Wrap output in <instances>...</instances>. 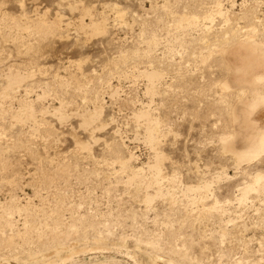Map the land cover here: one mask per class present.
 <instances>
[{
  "label": "rangeland",
  "instance_id": "obj_1",
  "mask_svg": "<svg viewBox=\"0 0 264 264\" xmlns=\"http://www.w3.org/2000/svg\"><path fill=\"white\" fill-rule=\"evenodd\" d=\"M248 32L264 41V0H0V264H264V191L240 200L264 151L237 165L221 140L250 96L224 50ZM156 150L162 183L128 182L121 160Z\"/></svg>",
  "mask_w": 264,
  "mask_h": 264
},
{
  "label": "bare ground",
  "instance_id": "obj_2",
  "mask_svg": "<svg viewBox=\"0 0 264 264\" xmlns=\"http://www.w3.org/2000/svg\"><path fill=\"white\" fill-rule=\"evenodd\" d=\"M185 18H184V21L186 22V27L192 28L198 22V19L195 17L186 18V19ZM182 25H184V23H181V26ZM177 28H179V27L177 26ZM253 35H255V34H253ZM253 38L254 37L251 36V34H249V32H248V34L245 38L244 37L242 39L239 38V40L234 41L232 43V45H230V47L228 45L229 48L224 50L225 51L224 55H225V59L227 62L226 64H227L228 68H230V70L232 71V74H231L230 80L226 84H224L225 86L224 85L223 86L227 88V87H230L231 84H233L234 86L239 85L243 88L248 89L249 93H250V96L243 102V105H241V107H240L241 109L239 110L240 113H238L239 116H241L240 118H242L240 120V118L238 116V118H239L238 120L241 121L239 131L242 130V133L239 135V138L237 137V139H238L237 142H234L233 140H231V138H230L231 135L224 136L221 138V140L223 141L224 148H226V150L234 153V155H235L234 157H236L237 165H242L241 163H243L245 161L252 160L254 157L260 155L264 151V111L260 116H258V113H260L261 110H264V41L261 42L258 40V42H257ZM175 39H176V37H175ZM180 39H181V37H180ZM175 41L177 42L180 40L176 39ZM176 42H173V43H176ZM225 47H227V46L225 45ZM145 74L149 80V84H148V88H147L148 92L149 93H155L156 92L155 89L157 88V84L159 83V79H160L161 74L159 72H156V71H151V72L147 71V72H145ZM16 79H18V75L14 74L12 80L16 81ZM223 82L224 81H222V83ZM223 86H222V88H223ZM225 91H226V89H225ZM28 117H32V114L29 113L27 115V118ZM20 118H22V117H20ZM136 118L138 120H141V119L145 120V132H146L145 138H146L147 142L150 143L151 146H153L157 142H159V140H160V135H159L160 120L153 117L150 110H148L146 108L139 110L136 113ZM235 118H236V116H235ZM236 126H238V125H236ZM83 146L84 147L86 146L85 148H88L87 145H83ZM133 157H134V155H131V157L129 159H125V160L122 159L121 160L122 171H125V172L129 171L128 182L138 183V184H141V186L142 185L143 186L144 185L152 186L154 184L159 186L162 183V180L164 179V175L162 173V162L164 160L165 154L162 151L160 152L159 150H156L155 155H154V159H153V161L149 162L147 170H146V167H144V166L140 167V168L134 167L131 163V160ZM172 180L173 181L175 180L174 177L172 178ZM211 186H212L211 181H208V180L204 181L203 180V182L198 184V185L185 187L183 194L185 197L188 198L189 196L192 197L189 194V192L190 193L195 192L196 196H194V194H195L194 193L193 194L194 197L192 198L191 201L193 203H196L198 201H204L205 198H207L208 193L210 194L209 190L212 188ZM161 187H158V189H156V191H155L156 195H163L164 194V189ZM252 191H258V192L264 191V174L258 173L253 177L252 183L251 184L249 183V185H247L245 187V189L243 190L242 195L240 197V200L241 201L246 200L248 197V194ZM146 198H147L148 202H151L152 200H154V195H152V193L150 194L148 192L146 194ZM191 201H189V202H191ZM212 208H216V205H214ZM217 208H220V207H217ZM210 209H211V207H210ZM207 210H209V209H207ZM64 246L58 245L56 247L55 253L57 255H61V252H64L63 251L65 249ZM69 249H68V251H69ZM71 249L73 250L72 247H71ZM152 249H153V247H152ZM72 250H70V251H72ZM65 253H67V252H65ZM150 256H151V254H150ZM32 257L35 260L37 259V261H38L39 255L35 256V257L32 256ZM41 257L42 258H40V259H42V260L45 259V255H42ZM152 257H151V263L152 264H158V263H156L155 259H152ZM168 261L170 264H179L178 262H175L173 260H168Z\"/></svg>",
  "mask_w": 264,
  "mask_h": 264
}]
</instances>
